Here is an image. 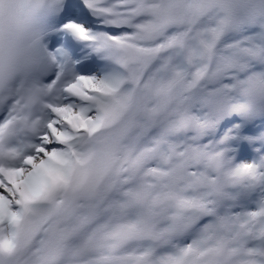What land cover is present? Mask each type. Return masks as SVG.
<instances>
[{
  "label": "snow or ice",
  "instance_id": "obj_1",
  "mask_svg": "<svg viewBox=\"0 0 264 264\" xmlns=\"http://www.w3.org/2000/svg\"><path fill=\"white\" fill-rule=\"evenodd\" d=\"M0 264H264V0H0Z\"/></svg>",
  "mask_w": 264,
  "mask_h": 264
}]
</instances>
